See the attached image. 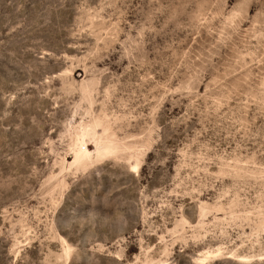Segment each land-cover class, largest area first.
I'll use <instances>...</instances> for the list:
<instances>
[{"label":"rangeland","instance_id":"obj_1","mask_svg":"<svg viewBox=\"0 0 264 264\" xmlns=\"http://www.w3.org/2000/svg\"><path fill=\"white\" fill-rule=\"evenodd\" d=\"M0 264H264V0H0Z\"/></svg>","mask_w":264,"mask_h":264},{"label":"bare ground","instance_id":"obj_2","mask_svg":"<svg viewBox=\"0 0 264 264\" xmlns=\"http://www.w3.org/2000/svg\"><path fill=\"white\" fill-rule=\"evenodd\" d=\"M98 148V147H97ZM103 147H101L102 149ZM113 150V146L112 145H106L103 149H102V153H108L111 152ZM74 158H73V162H80L83 161L85 158H87L90 155V151L86 148L85 143L83 141H81L80 143H78L77 148L74 152ZM99 153V152H98ZM135 169V170H133ZM138 169V164H132L130 166V170L132 171H137Z\"/></svg>","mask_w":264,"mask_h":264},{"label":"snow or ice","instance_id":"obj_3","mask_svg":"<svg viewBox=\"0 0 264 264\" xmlns=\"http://www.w3.org/2000/svg\"><path fill=\"white\" fill-rule=\"evenodd\" d=\"M133 170H135V169H133Z\"/></svg>","mask_w":264,"mask_h":264}]
</instances>
